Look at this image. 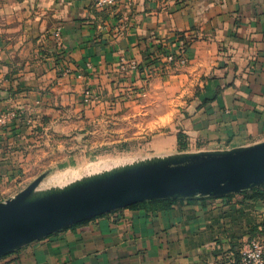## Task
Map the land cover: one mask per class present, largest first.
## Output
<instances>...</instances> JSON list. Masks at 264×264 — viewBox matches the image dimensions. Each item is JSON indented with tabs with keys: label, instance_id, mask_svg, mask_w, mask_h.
Masks as SVG:
<instances>
[{
	"label": "crops",
	"instance_id": "crops-1",
	"mask_svg": "<svg viewBox=\"0 0 264 264\" xmlns=\"http://www.w3.org/2000/svg\"><path fill=\"white\" fill-rule=\"evenodd\" d=\"M184 42L188 64L166 65ZM124 103L168 126L157 154L179 153V133L193 153L264 143V0H0V118L17 113L0 121V203L35 153ZM188 199L84 221L0 264H234L238 242L264 239V202Z\"/></svg>",
	"mask_w": 264,
	"mask_h": 264
},
{
	"label": "water",
	"instance_id": "water-1",
	"mask_svg": "<svg viewBox=\"0 0 264 264\" xmlns=\"http://www.w3.org/2000/svg\"><path fill=\"white\" fill-rule=\"evenodd\" d=\"M37 178L0 203V257L84 221L157 199L224 197L264 185V143L134 163L35 194Z\"/></svg>",
	"mask_w": 264,
	"mask_h": 264
},
{
	"label": "rangeland",
	"instance_id": "rangeland-1",
	"mask_svg": "<svg viewBox=\"0 0 264 264\" xmlns=\"http://www.w3.org/2000/svg\"><path fill=\"white\" fill-rule=\"evenodd\" d=\"M156 114L157 112H149L146 115L134 105L124 103L101 121H88L83 131L59 139L57 143L61 144V149L54 152L46 151L43 154L42 152L35 153L36 163L27 168L24 182L20 187L21 191L41 176L44 178L35 190L34 196L56 189L50 181L58 175L65 176L61 180L63 186L70 183L68 180L72 174L84 176L94 173H86L95 167L94 164L101 166L106 161L124 160L134 164L171 156L157 154L153 149L155 147L154 136L168 129L167 125L151 124L155 121ZM183 153L193 152L187 149L177 154ZM126 163L128 162L122 164ZM262 240L264 241L263 238Z\"/></svg>",
	"mask_w": 264,
	"mask_h": 264
},
{
	"label": "built area",
	"instance_id": "built-area-1",
	"mask_svg": "<svg viewBox=\"0 0 264 264\" xmlns=\"http://www.w3.org/2000/svg\"><path fill=\"white\" fill-rule=\"evenodd\" d=\"M96 4L101 7L111 6L116 4L117 0H95ZM162 2H170L172 0H161ZM164 63L168 66H185L188 64V43L184 42L179 50L175 52H169L164 56ZM132 67H136L135 64ZM153 70H148L147 75L151 76ZM86 102L91 105L98 94H95L92 90L85 92ZM17 117V113H8L0 118V121L4 123L6 120ZM234 264H264V241L259 236L249 237L241 241L239 248V258L234 261Z\"/></svg>",
	"mask_w": 264,
	"mask_h": 264
},
{
	"label": "trees",
	"instance_id": "trees-1",
	"mask_svg": "<svg viewBox=\"0 0 264 264\" xmlns=\"http://www.w3.org/2000/svg\"><path fill=\"white\" fill-rule=\"evenodd\" d=\"M178 138H179L180 151L187 150L188 145H187L185 136L182 133H179ZM225 197L229 198V199L236 197V198H242L243 200H252V201L264 202V185L260 186V187L253 188L251 190L242 191L241 193L230 194V195H227ZM188 200H192V199H188ZM176 201H177V199H157V200L146 201L143 203H138V204L132 205L128 208H138V207L146 205V204H155V205H159V206L165 208V207L171 206ZM253 236H257V235L252 234L251 237H253ZM240 245H241V242H238V245H237L238 253H239Z\"/></svg>",
	"mask_w": 264,
	"mask_h": 264
},
{
	"label": "bare ground",
	"instance_id": "bare-ground-1",
	"mask_svg": "<svg viewBox=\"0 0 264 264\" xmlns=\"http://www.w3.org/2000/svg\"><path fill=\"white\" fill-rule=\"evenodd\" d=\"M113 160V159H112ZM124 162H128V163H126V164H122V163H124ZM101 163V162H100ZM99 163V164H100ZM119 164H121V165H119ZM131 164H133V162H130V161H126V160H124V161H112V162H108V161H106V162H104V164L103 165H99V166H96V164H94L95 165V167L94 168H92V170L91 171H87L86 173H89V172H94V173H92V174H87V175H84V176H82V175H79V174H76V175H74V174H72L71 176H70V178H69V180L68 181H70V183H68V185H70V184H72V183H74V182H78V181H80V180H83L84 178H90V177H93V176H97V175H101V174H104V173H107V172H111V171H114V170H116V169H120V168H123V167H126V166H128V165H131ZM99 170V171H98ZM66 173V172H65ZM68 174V173H67ZM66 174V175H67ZM63 177H65V176H63V175H58V176H56V177H54L50 182L53 184V186L54 187H56V188H64L65 186H68L67 184L66 185H63L62 186V183H61V180H62V178ZM49 183V182H48ZM56 185V186H55Z\"/></svg>",
	"mask_w": 264,
	"mask_h": 264
}]
</instances>
